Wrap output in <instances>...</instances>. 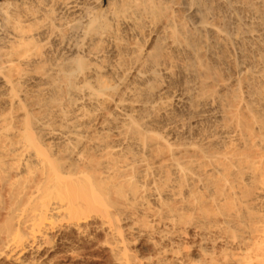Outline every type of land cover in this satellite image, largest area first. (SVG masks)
<instances>
[{
  "label": "bare ground",
  "instance_id": "obj_1",
  "mask_svg": "<svg viewBox=\"0 0 264 264\" xmlns=\"http://www.w3.org/2000/svg\"><path fill=\"white\" fill-rule=\"evenodd\" d=\"M2 261L264 264V0L0 3Z\"/></svg>",
  "mask_w": 264,
  "mask_h": 264
},
{
  "label": "rangeland",
  "instance_id": "obj_2",
  "mask_svg": "<svg viewBox=\"0 0 264 264\" xmlns=\"http://www.w3.org/2000/svg\"><path fill=\"white\" fill-rule=\"evenodd\" d=\"M1 1H2V2H1ZM5 1H6L7 3H11V4L13 3V4H14V3H17L19 0H0V3L5 4V3H6ZM10 1H11V2H10ZM15 1H16V2H15ZM4 2H5V3H4ZM4 262H5V263H4ZM2 264H11V263H8V262H6V261H2Z\"/></svg>",
  "mask_w": 264,
  "mask_h": 264
}]
</instances>
